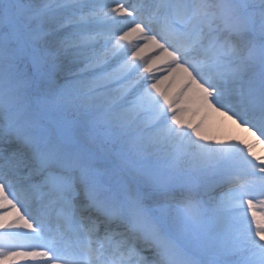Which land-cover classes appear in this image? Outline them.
<instances>
[{
	"label": "snow or ice",
	"instance_id": "6c2138e0",
	"mask_svg": "<svg viewBox=\"0 0 264 264\" xmlns=\"http://www.w3.org/2000/svg\"><path fill=\"white\" fill-rule=\"evenodd\" d=\"M258 145L264 0H0V264H264Z\"/></svg>",
	"mask_w": 264,
	"mask_h": 264
},
{
	"label": "rangeland",
	"instance_id": "374dc122",
	"mask_svg": "<svg viewBox=\"0 0 264 264\" xmlns=\"http://www.w3.org/2000/svg\"><path fill=\"white\" fill-rule=\"evenodd\" d=\"M220 126L221 125L218 122L212 123L208 128L209 134L219 135L222 137L236 136V135L242 137L244 135L243 133L240 132H233V130L230 129L228 125H224V129L222 130L220 129Z\"/></svg>",
	"mask_w": 264,
	"mask_h": 264
},
{
	"label": "bare ground",
	"instance_id": "6f19581e",
	"mask_svg": "<svg viewBox=\"0 0 264 264\" xmlns=\"http://www.w3.org/2000/svg\"><path fill=\"white\" fill-rule=\"evenodd\" d=\"M220 129L221 130L224 129V125H221L220 126ZM230 129H232L233 132H240L238 129H235L234 126L233 127H230ZM256 151L258 152V154H260L261 152H264V146L258 145L257 148H256Z\"/></svg>",
	"mask_w": 264,
	"mask_h": 264
}]
</instances>
